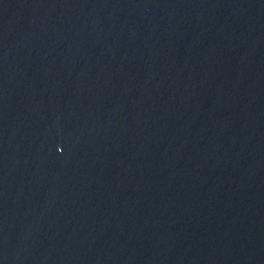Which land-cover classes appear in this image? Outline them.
I'll return each mask as SVG.
<instances>
[{"label":"water","instance_id":"95a60500","mask_svg":"<svg viewBox=\"0 0 264 264\" xmlns=\"http://www.w3.org/2000/svg\"><path fill=\"white\" fill-rule=\"evenodd\" d=\"M0 264H264V0H0Z\"/></svg>","mask_w":264,"mask_h":264}]
</instances>
